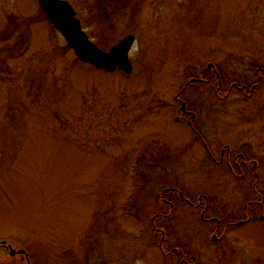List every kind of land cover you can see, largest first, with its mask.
Here are the masks:
<instances>
[{
	"label": "rangeland",
	"instance_id": "rangeland-1",
	"mask_svg": "<svg viewBox=\"0 0 264 264\" xmlns=\"http://www.w3.org/2000/svg\"><path fill=\"white\" fill-rule=\"evenodd\" d=\"M67 1L101 49L134 36L132 74L79 61L37 0H0V243L24 250L29 264H179L182 254L189 264H264V201L248 206V225L217 229L211 219H244L240 197L253 182L244 192L201 151H173L186 132L173 119L174 94L215 53L228 75L235 50L264 48V5L253 6L262 0ZM10 15L30 20L22 54L23 24L11 33ZM187 87L180 97L200 100L201 111L262 115L258 101L232 94L219 104ZM255 127L258 136L252 125L242 135L260 144L246 154L264 189V127ZM241 131L234 147H246ZM174 153L181 163H169ZM169 187L192 204L208 195L201 204L213 210L178 197L168 206L158 195ZM156 212L170 214L154 220L164 233L152 227ZM0 264L27 263L7 253Z\"/></svg>",
	"mask_w": 264,
	"mask_h": 264
},
{
	"label": "flooded vegetation",
	"instance_id": "flooded-vegetation-1",
	"mask_svg": "<svg viewBox=\"0 0 264 264\" xmlns=\"http://www.w3.org/2000/svg\"><path fill=\"white\" fill-rule=\"evenodd\" d=\"M264 5V0L256 1L253 6L261 7ZM252 6V7H253ZM75 9V8H74ZM252 49H244L242 52L235 50L232 54L233 67L230 70V73L227 75L225 65H222L217 57L218 54L215 53L213 57H209L207 60L203 61V64L196 69V74L191 76L188 80H186V85L182 87V89L175 95L174 101L177 105L175 108V112L173 114V119L176 123H180L183 125L186 130L185 135L183 136V143L179 144L181 149L173 150L174 152H187V151H201L204 155H207L209 159L213 162L216 167L222 169L228 173L233 179L236 180L237 188L246 191L243 187H240L244 183V181L253 182L251 185V190L247 192L248 195L244 197H240V200L243 199L242 211L245 212L246 216L244 219H237L231 221V219L227 218L226 221L223 219L220 221L218 217H212L216 221V228L219 229L222 226L224 229L229 225H248L251 222L252 216L250 215V211L248 209L252 206L259 205L262 201H264V189L262 187H256L258 184L259 176L255 172L254 169L256 167V161L248 158L246 152L249 150L257 149L260 144H254L248 140L250 135H242L244 127L248 125H252L253 129L258 131L257 135H259V131L255 126H263L264 127V95H261V89L264 86V48H261L259 51L255 50L254 52H250ZM241 54V55H239ZM255 55V56H254ZM221 66V67H220ZM201 87L204 88V91H207L208 97L205 99H212L214 103H219L228 99L232 94H235V98L238 99L240 104H246L258 101L260 103L259 107H261L260 118H251L249 119V114H253L255 112H251L247 110V108L236 109L234 112L231 111L232 118L228 119L226 116V112H223L221 109H215L212 112H204L201 111V108L204 106H200L201 101L199 100V106L195 104V102H190L186 98H181V91L186 90V88ZM260 93V95H259ZM203 102L202 104H204ZM256 106V105H255ZM212 107V106H211ZM246 109V110H245ZM242 116V117H241ZM236 118V119H235ZM256 125H254V123ZM253 123V124H251ZM262 127V129H263ZM240 129L241 131V141L243 140V144L246 145H237L234 147L231 143L236 141L234 130ZM247 130V128H245ZM264 130V129H263ZM261 135H264V131L261 130ZM255 136V137H256ZM174 142V141H173ZM179 142V140L177 141ZM169 153H173L170 151ZM169 163L179 164L181 163V158L178 154L174 153V155L170 154ZM180 166V165H177ZM224 172V173H225ZM250 176V178H249ZM256 179V180H255ZM166 189L168 191H166ZM164 189L163 194L167 197L162 198L158 195L159 199H161L168 206L172 207L174 205V199H182L184 202H187L189 205L194 206L196 209H200L201 214L210 213L213 209L211 204L207 202L203 206L201 204L202 198L207 196L201 194L198 198L197 204L189 203V201L182 198L181 190L176 188H166ZM238 189L236 191H238ZM169 192L170 195L166 193ZM254 197L255 199L250 200L249 197ZM202 197V198H201ZM247 199V200H246ZM260 199V200H258ZM247 202V203H246ZM202 205V206H201ZM254 206V207H255ZM236 211V210H233ZM156 215L153 216V229L158 232V230H164L159 227L160 222L155 223V218L157 216L167 217L170 216L169 213H160L156 212ZM234 214V213H231ZM237 213H235L236 215ZM239 215V214H238ZM162 217V218H163ZM204 217V216H203ZM260 219H262L260 217ZM162 233L161 239L162 243L164 241L165 235ZM212 238V236H211ZM216 239V237H215ZM178 249L172 248V252H177ZM10 253V249L8 245H4L0 243V254L6 255ZM18 255L21 260H25L27 264L28 257L25 254L13 253L9 256ZM170 256V255H169ZM103 264H111L107 262H103ZM179 264H189L188 257L185 254L180 256ZM197 264V262L191 263Z\"/></svg>",
	"mask_w": 264,
	"mask_h": 264
},
{
	"label": "water",
	"instance_id": "water-1",
	"mask_svg": "<svg viewBox=\"0 0 264 264\" xmlns=\"http://www.w3.org/2000/svg\"><path fill=\"white\" fill-rule=\"evenodd\" d=\"M51 25L62 35L74 56L83 63L105 71L120 70L132 74V65L128 56L134 36L127 35L108 50L97 47L86 35L75 16V11L66 0H37ZM215 239V236L212 237ZM10 255L15 251L9 247ZM23 254V250L17 251Z\"/></svg>",
	"mask_w": 264,
	"mask_h": 264
},
{
	"label": "trees",
	"instance_id": "trees-1",
	"mask_svg": "<svg viewBox=\"0 0 264 264\" xmlns=\"http://www.w3.org/2000/svg\"><path fill=\"white\" fill-rule=\"evenodd\" d=\"M16 18L17 17L14 15H10L8 17V19H10V21H8V24H10V27L7 26V28L10 29L11 33L14 32L15 30L18 31V29L20 28L19 30H21V33L18 35V38L20 37V44L18 45L19 47L17 49H20L19 54H22L24 51H26L28 49L29 33L27 31V28H28V25H30V20L25 19V26H24L23 20L20 19L19 20L20 24H23V26L19 27L20 24H18V23L15 24ZM14 53H16V52L14 51ZM10 56H12V57L16 56L17 57L18 55L13 54Z\"/></svg>",
	"mask_w": 264,
	"mask_h": 264
}]
</instances>
